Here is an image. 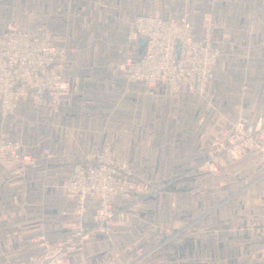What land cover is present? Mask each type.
Segmentation results:
<instances>
[{
	"label": "crops",
	"instance_id": "obj_1",
	"mask_svg": "<svg viewBox=\"0 0 264 264\" xmlns=\"http://www.w3.org/2000/svg\"><path fill=\"white\" fill-rule=\"evenodd\" d=\"M189 6L193 13L187 19L196 34L208 26L220 51L204 93L174 95L127 82L115 66L117 58L112 61L107 53L99 62V54L82 52L68 59L72 92L59 105L28 99L10 116H0V134L38 154L44 147L50 150L36 166L0 171V264L36 254L38 248L31 243L36 236L52 242L67 236L75 220H53L43 211L44 191L51 195L53 176L67 178L75 164L105 147L134 179L162 189L131 203L117 200L114 209L124 212L125 222L110 232V239H88L70 264L84 257L98 262L114 246L128 252L135 264H195L194 259L181 262L178 250L176 257L166 256L161 236L194 233L191 223L196 220L209 236L206 251H212L211 236L218 228L223 235L264 234V160L246 154L212 179L178 177L202 162L232 124L264 114V0H189ZM6 25L0 16V28ZM97 203H86L85 228L93 225ZM217 213L219 227L213 223ZM215 261L230 264L227 259ZM199 264L214 260L205 258ZM235 264L264 260L239 259Z\"/></svg>",
	"mask_w": 264,
	"mask_h": 264
},
{
	"label": "built area",
	"instance_id": "obj_2",
	"mask_svg": "<svg viewBox=\"0 0 264 264\" xmlns=\"http://www.w3.org/2000/svg\"><path fill=\"white\" fill-rule=\"evenodd\" d=\"M144 40L140 54L137 41ZM134 52L126 55L118 69L127 80L170 94L185 91L205 92L213 77L220 51L211 30L196 34L194 24L186 17L166 18L158 14L134 18L129 36ZM64 55L48 42L32 37L27 31L7 25L0 31V116H10L24 100L34 104L59 105L70 94L71 83L63 74ZM44 133V131H42ZM250 153L264 160V114L253 121L231 125L225 136L215 142L205 159L189 170L194 177L210 179L227 164ZM50 155L47 147L38 154L25 148L20 140L0 134V171L21 166H36ZM63 187L76 200V221L66 237L56 241L44 235L31 240L36 254L12 264H70L71 258L83 252L88 239L110 232L125 222L115 202H133L149 194L147 183L135 180L126 164L119 162L108 147L94 152L84 163L75 164ZM88 200L97 201L93 225L83 226ZM76 264H132L124 252L114 250L102 260L91 263L86 257Z\"/></svg>",
	"mask_w": 264,
	"mask_h": 264
},
{
	"label": "rangeland",
	"instance_id": "obj_3",
	"mask_svg": "<svg viewBox=\"0 0 264 264\" xmlns=\"http://www.w3.org/2000/svg\"><path fill=\"white\" fill-rule=\"evenodd\" d=\"M0 3H3L0 16L1 19L5 20V25L9 23L7 25L23 29L32 37L48 42L56 50L63 53V74L66 78L68 59L82 52L86 53L87 56L99 54L98 56L101 58L99 62H103V57L105 61L104 54L109 53L112 61L113 58H117L115 66L118 69L119 63L126 55L134 52L135 46L130 42L129 36L136 16L158 14L166 18L179 19L182 17L189 18L190 14L193 13L190 11L189 0H19V4L18 0H0ZM3 29L4 27L0 28V31ZM121 77L127 82L134 83L127 80L122 74ZM211 147L207 149L206 155ZM250 155L257 156L255 154ZM236 160L238 159L227 161V164L221 169L228 167ZM129 172L132 176L130 170ZM153 174L155 175L156 172ZM178 177L191 181L209 180L194 177L190 171L180 172ZM38 178H42V176L38 175ZM64 180L65 177L60 179L53 176L52 194L44 191L46 198L43 202V211L50 213L53 220L62 216L71 221H76V200L63 187ZM141 182L148 184L152 191L149 193L150 195L156 194L162 189V186L153 185L149 183V180L148 182ZM213 223L216 227L220 226V213L213 215ZM191 224L196 226L195 231L191 229V232L194 233L161 236L162 249L165 248L166 256L172 258L174 255L176 257L178 250L181 262L194 259L197 262L195 264H199L205 258L210 257L214 260V264L215 260L220 259H227L230 264H235L239 259L264 260V234L260 236L223 235L218 228V233H213L211 236L212 251H208V249L206 251L205 247L208 248L210 243L209 236L203 233V229H199V220ZM214 230L217 229L214 228ZM123 252L125 257L131 260L132 264H135L128 252Z\"/></svg>",
	"mask_w": 264,
	"mask_h": 264
},
{
	"label": "water",
	"instance_id": "obj_4",
	"mask_svg": "<svg viewBox=\"0 0 264 264\" xmlns=\"http://www.w3.org/2000/svg\"><path fill=\"white\" fill-rule=\"evenodd\" d=\"M144 40L142 38H139L137 41V52L140 54L142 52V49L144 47Z\"/></svg>",
	"mask_w": 264,
	"mask_h": 264
}]
</instances>
